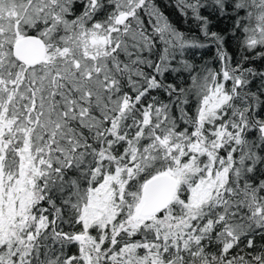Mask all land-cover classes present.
Returning <instances> with one entry per match:
<instances>
[{
    "label": "snow or ice",
    "instance_id": "snow-or-ice-1",
    "mask_svg": "<svg viewBox=\"0 0 264 264\" xmlns=\"http://www.w3.org/2000/svg\"><path fill=\"white\" fill-rule=\"evenodd\" d=\"M0 264H264V0H0Z\"/></svg>",
    "mask_w": 264,
    "mask_h": 264
}]
</instances>
